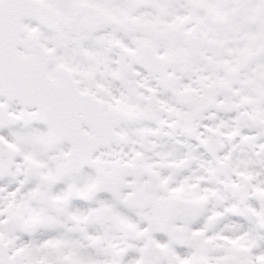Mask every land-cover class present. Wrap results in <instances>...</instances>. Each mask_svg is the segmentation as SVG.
<instances>
[{
  "label": "snow or ice",
  "instance_id": "obj_1",
  "mask_svg": "<svg viewBox=\"0 0 264 264\" xmlns=\"http://www.w3.org/2000/svg\"><path fill=\"white\" fill-rule=\"evenodd\" d=\"M0 264H264V0H0Z\"/></svg>",
  "mask_w": 264,
  "mask_h": 264
}]
</instances>
